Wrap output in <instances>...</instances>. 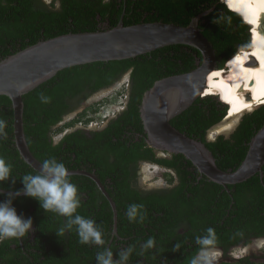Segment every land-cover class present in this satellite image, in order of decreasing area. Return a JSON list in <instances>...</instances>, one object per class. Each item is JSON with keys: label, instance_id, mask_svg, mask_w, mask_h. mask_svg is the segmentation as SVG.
I'll list each match as a JSON object with an SVG mask.
<instances>
[{"label": "trees", "instance_id": "16d2710c", "mask_svg": "<svg viewBox=\"0 0 264 264\" xmlns=\"http://www.w3.org/2000/svg\"><path fill=\"white\" fill-rule=\"evenodd\" d=\"M232 7L221 0H52L50 4L43 0H0V62L40 41L70 33L115 28L123 16L125 26L154 22L188 26L195 17L203 14L200 28L214 46L218 67L223 68L238 47L255 48V25L245 20L244 13ZM236 12L244 14L245 18ZM250 26L254 29L252 36ZM199 58L202 54L197 49L173 45L133 59L75 66L60 71L24 96V128L31 152L41 162L55 158L68 170L95 171L117 205L118 235L113 237L112 234L113 208L97 184L87 176L72 175L70 180L81 196L82 206L78 211L102 226L104 247H110L114 253L133 247L128 264H190L199 249L196 237L203 235L201 230L206 233L209 227L216 228V245L226 251L242 240L249 244L251 238L264 237V187L258 182H254V186L253 179L228 186L237 192L252 187L254 197L242 199L235 194L232 200L235 207L254 206L223 225L219 214L224 215V210L213 209L221 192L228 199L229 193L222 185L208 181L199 191L195 187L184 192L180 187L177 191L164 193H141L131 185L142 161L176 168L185 181L186 170L179 169L178 162L156 158L154 149L147 143L140 109L144 94L157 81L192 72L197 68ZM127 73H130L129 102L123 113L104 130L87 133L79 129L54 143V134L63 128H53L74 111L72 100L75 97L89 92L84 96L85 100L91 93L112 86ZM213 96L217 95L199 98L171 124L204 143L221 170L236 171L246 158L251 138L264 126V107L246 116L232 138L221 135L216 141L208 142L209 130L228 114L225 102L223 104ZM0 119L6 122L5 135L0 137V156L12 165L11 176L15 182H5L0 190L15 192L23 189L21 179L24 175L37 171L24 161L16 146L14 110L7 96H0ZM80 121L84 122L83 115L65 126L71 127ZM85 122L88 125L91 120ZM175 158L187 160L183 155H175ZM188 166H193L191 161ZM188 194L190 198H187ZM8 195L0 192V202ZM132 204L144 206L143 223L129 222L126 210ZM13 206L19 215L33 220V231L23 238L0 242V264H96V254L103 250L102 247L80 244L74 230L61 237L55 234L64 223V217L46 213L38 201L27 196L16 198ZM213 210L217 211L215 224L204 227L202 220H206L202 218ZM184 219L192 220L199 230L196 235L181 236L177 232V224ZM149 238L155 240V246L143 251L142 245ZM176 244L180 245L179 249H175ZM190 244L195 245L194 251ZM221 264L258 263L245 258L238 263Z\"/></svg>", "mask_w": 264, "mask_h": 264}, {"label": "water", "instance_id": "95a60500", "mask_svg": "<svg viewBox=\"0 0 264 264\" xmlns=\"http://www.w3.org/2000/svg\"><path fill=\"white\" fill-rule=\"evenodd\" d=\"M202 16L195 17L188 26L164 22L125 26L123 16L115 28L70 33L40 41L2 60L0 96H7L12 101L15 143L24 161L37 172L40 170L42 162L31 152L25 135L26 94L67 68L133 59L164 47L185 45L201 52L202 58L197 60V68L189 73L161 79L144 94L140 112L148 145L155 150L183 155L201 174L224 187L243 183L261 172L264 165V126L251 141L241 166L236 171L226 172L217 166L215 157L204 143L180 132L171 124L175 117L203 98L208 73L215 69V65L219 68L214 46L200 28ZM69 173L70 176L91 178L108 198L114 211L112 234L115 237L118 234V213L104 184L97 175L85 170H69Z\"/></svg>", "mask_w": 264, "mask_h": 264}, {"label": "clouds", "instance_id": "9594fccd", "mask_svg": "<svg viewBox=\"0 0 264 264\" xmlns=\"http://www.w3.org/2000/svg\"><path fill=\"white\" fill-rule=\"evenodd\" d=\"M42 100L48 102L47 98L42 97ZM5 123L0 119V137L5 135ZM12 170V165L0 156V188L5 182L15 183L12 181ZM21 180L23 189L10 193L3 202H0V242L23 238L33 231V220L19 215L13 206V201L23 195L38 201L46 213L51 212L65 218L55 233L58 237L74 230L80 244L102 247L103 250L96 254V264H128L134 251L133 247L121 249L117 253L110 247H104L106 241L102 226L94 219L79 213L78 210L82 206L81 196L78 187L71 182L69 170L63 162L55 158L45 159L36 174H26ZM126 216L129 222L143 223L144 206L142 204L128 206ZM216 242V233L211 227L206 230L205 235L197 236L196 244L199 249L191 258L190 264H213ZM154 246L155 240L149 238L142 245V250L147 251ZM179 248L180 245L176 244L175 249Z\"/></svg>", "mask_w": 264, "mask_h": 264}, {"label": "flooded vegetation", "instance_id": "af4514ba", "mask_svg": "<svg viewBox=\"0 0 264 264\" xmlns=\"http://www.w3.org/2000/svg\"><path fill=\"white\" fill-rule=\"evenodd\" d=\"M44 1V0H43ZM46 3V1H44ZM48 4V3H47ZM59 6V4H58ZM230 65V64H229ZM219 69V68H217ZM129 76H130V73H129ZM122 79V77L116 82L118 83L120 80ZM130 79V78H129ZM116 83H114L112 86H109V87H106V88H102L100 90H98L97 92H93L90 94V96L83 100L84 99V96L86 94H88L89 92H83L80 96H77L75 97L73 100H72V105L74 106V111L71 112L70 114H68L67 116L71 115V114H76L77 116L79 115V117H81L85 112L86 110H88V105H87V102L91 99V98H95L97 97L98 93L101 92V91H104L106 89L109 90V88L113 87ZM129 88H130V80H129ZM129 91V90H128ZM97 94V95H96ZM96 95V96H95ZM106 95H103L102 97H97L98 99L95 100V101H99L100 99H102L103 97H105ZM127 101H126V104H125V108L122 109V111L120 110L117 117L123 113L126 109H127V105H128V102H129V96L127 95ZM80 101H82L80 103ZM87 105V106H85ZM81 107H84L81 111ZM87 107V108H86ZM65 116V118L67 117ZM115 117V118H117ZM64 118V119H65ZM113 118V119H115ZM113 119H110L107 123H104L105 125H103L102 127H97L99 126L97 123H93L94 121L90 122L89 123V126H86V122L83 123V121H80V123H78L79 125L77 127H74L72 131H69L68 133H71V132H74L76 130H79V129H83L85 130L87 133H91L93 131H100V130H104L105 128L108 127V125L110 124V122L113 120ZM85 120V119H84ZM64 121V120H63ZM62 121V122H63ZM61 122V123H62ZM243 122V120H242ZM242 122L240 123V125L238 126V128L241 126ZM60 123V124H61ZM92 124V125H90ZM59 125V124H58ZM57 125V126H58ZM56 126V127H57ZM55 127V128H56ZM53 128V129H55ZM238 128L233 132L231 133L228 137L225 136L226 139H230L233 137V135L236 133V131L238 130ZM66 133V134H68ZM65 134V135H66ZM63 135L58 141H56V138L55 136H53V141L54 143H58L61 141V139L65 136ZM256 135V134H255ZM255 135L251 138L250 142L248 143V145H250L251 141L253 140V138L255 137ZM219 137V136H218ZM217 137V138H218ZM216 138V139H217ZM216 139H213L209 136V132L207 134V141L208 142H214L216 141ZM249 151V149H248ZM248 151H247V154H248ZM154 153H155V156L157 159H160V160H169V161H175V162H178V167L179 169L181 168L183 171L186 170V179L185 181H183L182 178H184V176H180L179 174V171H177L176 168H172V167H168V166H165L163 164H159V163H155V162H147V161H142L140 162L138 165H139V168H138V171H137V177H136V180L135 181H131V185L133 186V188H135L136 190H138L139 192L141 193H150V192H157V193H161V192H173V191H177L178 188H182V190L185 192V191H189L191 190L192 188H195L197 187L198 188V191L203 189L204 188V184H206L208 181H211L209 180V178L203 174H201L199 172V170L193 165V166H188V161L189 160H186L185 162L180 159V158H175V155L173 154H170L168 152H164V151H160V150H155L154 149ZM247 156V155H246ZM245 160V159H244ZM146 166V168H148L149 166L153 168V170L156 171V169H160V170H163L164 173L162 174L164 178H166V180L163 179L162 177V181L153 185L152 187L148 188V187H145L144 185V179H141L143 177V174L144 172L142 171V168L143 166ZM148 170V169H147ZM87 171V170H85ZM230 171H233V170H229V171H226V172H230ZM89 172V171H87ZM90 173H95L94 172H90ZM98 177V176H97ZM99 178V177H98ZM100 179V178H99ZM250 179H253V185L255 186L254 182H258L257 184H259L260 186H263L264 187V165L262 166V171L261 172H257L255 175H253ZM248 179V180H250ZM101 180V179H100ZM247 180V181H248ZM202 181H205L204 183H202ZM102 182V181H101ZM212 182V181H211ZM240 184V183H239ZM234 185H238V184H234ZM105 186V185H104ZM185 186V188H184ZM229 186V185H228ZM224 187V189H226L229 193V196H228V199L230 200V202H226L228 201L227 197H224V195H221L220 196L218 195V197L216 198V207L215 205H213V209L216 208V209H219V208H222L225 212V214L223 215L222 213H220L219 215H222V224L223 225L227 220H231V219H235L236 217L239 216V214H242L243 212H246V211H249L252 206V204L250 205H245L243 206V208L241 206L239 207H235V202L232 200L234 197L233 195L237 194L238 196H240L242 199H250L251 197H254L255 196V193L252 191V187L250 189L248 188H244L242 189L241 191H236V189H234L233 191L231 189H229V187ZM253 186V187H254ZM223 187V186H222ZM106 188V187H105ZM228 188V189H227ZM99 189V188H98ZM100 190V189H99ZM107 190V189H106ZM12 192V191H11ZM102 192V191H101ZM108 192V191H107ZM103 194V193H102ZM109 194V193H108ZM105 196V195H104ZM106 197V196H105ZM111 197V196H110ZM107 198V197H106ZM187 198H190V194H188ZM108 200V198H107ZM109 201V200H108ZM114 201V200H113ZM252 201V200H251ZM110 202V201H109ZM253 202V201H252ZM111 204V203H110ZM116 204V203H115ZM112 206V205H111ZM116 209H117V213L119 212L118 211V208H117V205H116ZM217 211L213 210L211 211V213L209 215H206L204 216L202 219L205 218L206 221L202 220V225L204 227H206V224L207 225H213L215 224V218H216V214ZM192 220H187V219H184V220H181L179 221V223L177 224V232L183 236H192V235H196L198 233V228L195 227L193 225V223H191ZM194 226V227H193ZM214 230H216L215 227H212ZM202 231V234L205 235V231L204 230H201ZM118 235V234H117ZM116 235V236H117ZM21 240V239H20ZM261 241V245L258 246L257 245V242H260ZM191 245V250L194 251V248H195V245L194 244H190ZM197 245V244H196ZM249 249H248V248ZM264 248V237H257V238H251V243L249 244H245V241L242 240L239 244H237L236 246H233L231 247L228 251H226L224 249V247L222 246H218V245H215V253H219L221 254V256H223V258L225 257V259H221L220 261L214 263V264H221L223 262H227V263H238L240 262L242 259H245V258H249L251 262L253 263H258V264H264V253H263V256L261 257H258V256H247V257H243V258H240V257H236L234 254V252H236L237 250L239 249H244L243 252H249L253 249H256V250H260L261 248Z\"/></svg>", "mask_w": 264, "mask_h": 264}, {"label": "bare ground", "instance_id": "6f19581e", "mask_svg": "<svg viewBox=\"0 0 264 264\" xmlns=\"http://www.w3.org/2000/svg\"><path fill=\"white\" fill-rule=\"evenodd\" d=\"M221 1L230 3L234 9L244 13L247 19L244 14L236 13L242 14L246 21L255 25V30L252 28L253 24L250 26L251 36L254 30L253 41L255 44H253L255 48L253 46L254 49L250 47L236 52L227 60L225 68L217 69L215 65L213 66L215 69L210 71L207 76L204 95L213 94L218 98L222 97V99L224 97L225 104H223L228 106L227 118L236 119L246 112L264 105V0ZM225 123L219 127L216 126L217 129H213L219 133L225 132L229 128L224 126ZM260 244L261 241L257 242L258 246Z\"/></svg>", "mask_w": 264, "mask_h": 264}, {"label": "rangeland", "instance_id": "374dc122", "mask_svg": "<svg viewBox=\"0 0 264 264\" xmlns=\"http://www.w3.org/2000/svg\"><path fill=\"white\" fill-rule=\"evenodd\" d=\"M44 1H46V3H48V4H50L52 2V0H44ZM228 4H230V3H228ZM56 5L58 6V3ZM232 9L235 10L233 7H232ZM240 50H244V47L243 46L238 47L236 52H239ZM231 65H233V64H231ZM227 66H228V64H227ZM128 90H129V73L125 74L122 77V79L118 83H116L113 87L109 88V90L106 89L104 91L99 92L98 95L96 94L97 97H99V98L102 97L103 95H106L105 97H103L99 101H95L98 99L97 97L91 98L87 102L88 106L85 105L88 107V110H86V112L83 114V119L91 120V122L94 121L93 123H97L99 125L97 127H102L103 125H105L104 123H107L110 119L117 117L119 111L120 110L122 111V109L125 108V104L127 101L126 96L128 95ZM204 97H206V96L204 95ZM214 97H216V96H214ZM217 99L219 102H221V101L223 103L225 102L224 97H223V99H222V97H220V99L219 98H217ZM261 107H264V105L260 106L258 108L252 109V110L246 112L245 114L241 115L240 117H237L236 119L235 118L234 119H228L227 118L228 114H227V116L225 117V120L223 122L219 123L220 125H217V126L218 127L221 126L227 120V122L224 124V126H226V127L228 126L229 128L227 127L228 129H226V131L224 130L225 132L219 133L218 131L215 130L218 127L217 128L214 127L215 129H213L212 131L211 130L209 131V136L213 139H216L218 136H221V135H225L228 137L231 133H233L238 128V126L240 125L242 120L245 119L246 116L253 114L255 111L261 109ZM83 108L84 107H81L80 111ZM95 109H97L96 112L94 111ZM78 118H79V115L77 116L75 113L71 114V115L67 116L64 119V121L55 128V130H60L61 128H63L62 131H58L54 134L56 141H58L63 135H65L69 131H72L74 127H77L79 125L77 123L76 125L71 126V127L65 126L70 121H73V120L78 119ZM80 120H82V119H80ZM85 120L83 123H85ZM90 125H92V124H90ZM86 126H89V124L88 125L86 124ZM142 171L144 172V174H143V176H141V177H143L141 179H144L143 183H144L145 187L150 188L153 185L162 181V177H163L162 174L164 173L163 170H160V169L157 170L156 169V171H155V170H153L152 167L149 166L148 168H146V166L144 165L142 168ZM163 179L166 180V178H164V177H163ZM243 251H244V249H239L236 252H234L235 253L234 255L236 257H240V258L247 257V256H258V257L261 256L262 257L263 253H264V248L262 247L259 251L256 249H253V250L249 251L248 253L247 252L245 253ZM221 254L215 253L214 259H213V264L220 261L223 258V256H221ZM223 259H225V257Z\"/></svg>", "mask_w": 264, "mask_h": 264}]
</instances>
